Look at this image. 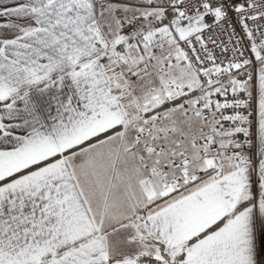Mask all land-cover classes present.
Masks as SVG:
<instances>
[{"label": "snow or ice", "instance_id": "obj_1", "mask_svg": "<svg viewBox=\"0 0 264 264\" xmlns=\"http://www.w3.org/2000/svg\"><path fill=\"white\" fill-rule=\"evenodd\" d=\"M0 264H264V0H0Z\"/></svg>", "mask_w": 264, "mask_h": 264}]
</instances>
